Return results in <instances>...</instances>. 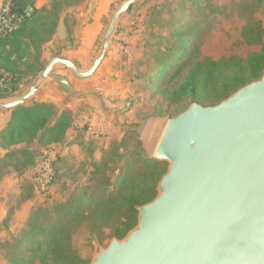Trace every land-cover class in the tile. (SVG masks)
<instances>
[{"label": "trees", "instance_id": "trees-1", "mask_svg": "<svg viewBox=\"0 0 264 264\" xmlns=\"http://www.w3.org/2000/svg\"><path fill=\"white\" fill-rule=\"evenodd\" d=\"M48 1L50 7H35L34 0L24 5L13 0L19 11L27 5L33 6L34 10L16 30L0 37V69L9 74V82L0 85V98L13 96L24 78H34L44 68L40 59L41 45L55 32L56 8L60 4L58 0ZM207 1L178 2L185 12L195 7L197 15L204 16L197 23H193L192 18L181 21L175 15L176 10L154 13L157 21L168 23V38L163 41L169 45L159 46L153 53L151 65L143 75L146 87L166 76L178 80L180 74L187 70L177 86L160 92L166 106L159 108V115L170 116L171 107L186 98L190 102L213 105L240 86L257 79L264 69V25L254 16L262 7L263 0H255L239 10L241 18L252 17L247 18V25L241 32L248 48L244 57L230 55L222 60L198 59L192 38L203 31L204 22L210 23L209 16L216 9L205 13L201 6ZM47 14L51 17L48 30L47 24L42 22ZM158 14L162 16L158 18ZM195 57L197 59L191 64ZM31 83L32 80H28L26 85ZM54 113V107L42 102H34L30 106L20 104L11 109V119L0 131V147L4 150L0 156V182L10 169L20 178L25 170L35 167L39 155L62 144L72 123L71 112L64 109L58 115L54 116ZM127 142L128 138L114 140L102 150L101 158H92L83 170L84 182L76 185L66 198L43 195L50 201L33 206L19 230L0 241L3 255L0 264H89L72 246L73 234L83 225L88 226L91 237L99 243L109 226L115 227L110 238H122L136 223V206L156 195L157 182L167 166L166 162L145 153L139 143L129 148ZM88 153L91 157L92 152ZM63 161L64 157L59 154L48 161L51 169L49 185L58 178ZM30 187L31 192L21 197V201L36 194L33 191L38 187L35 179Z\"/></svg>", "mask_w": 264, "mask_h": 264}, {"label": "water", "instance_id": "water-1", "mask_svg": "<svg viewBox=\"0 0 264 264\" xmlns=\"http://www.w3.org/2000/svg\"><path fill=\"white\" fill-rule=\"evenodd\" d=\"M135 1L124 0L112 14L86 70L54 56L39 78L56 64L76 78L89 77L117 19ZM36 87L0 107L22 104ZM152 158L167 163L156 195L136 206V223L122 238L105 247L92 238L89 264H264V69L219 102L192 101L168 118Z\"/></svg>", "mask_w": 264, "mask_h": 264}, {"label": "rangeland", "instance_id": "rangeland-1", "mask_svg": "<svg viewBox=\"0 0 264 264\" xmlns=\"http://www.w3.org/2000/svg\"><path fill=\"white\" fill-rule=\"evenodd\" d=\"M58 1L60 4L56 8L58 20L55 32L50 40L43 42L41 45V56L45 54V57L48 58L50 55H61L63 51H67V53L71 51L70 56L72 58L65 59L73 62L80 71H84L97 56L110 18L124 0H111L105 7H101L100 0ZM254 1L208 0V3L201 6L205 13L209 12V9H216L209 16L208 21L210 23L205 24L204 22L202 26L203 31L197 33L192 38L198 59L210 57L214 60H222L230 55L242 57L246 55L248 48L241 36V32L244 26L247 25V18L252 19V17L247 16L246 19L241 18L239 16V10H241L242 6L252 4ZM178 2L179 0H137L129 11L117 19L114 25V32L110 35L108 41L117 43L121 52L120 57H123L124 61L128 60L130 62L128 63L127 72L120 73L119 87L123 92L124 90H129L127 92L128 97L125 100L130 103L132 111L127 116L124 115L127 106H123V101L121 116L124 117L120 121H116L114 128L103 129L100 125L94 127L91 124V119L88 116L84 117L80 112V109H82V92L89 86H92L88 82L97 74L101 65L89 77L83 79L76 78L70 70L65 69L62 65L55 67V70L59 68L60 72L55 76L57 78H64L70 85L69 88L71 90L69 91L68 88L59 84V87L62 90L65 89L64 91L67 93L66 100L70 103L73 101L77 106L75 107V111L71 112L73 119L72 130L80 132L86 131V134L78 133L77 138H82L80 142H87V151L89 152L98 148L99 158H101L102 150L104 149L100 142H104L106 140L105 138L110 136L112 138H119L114 140L128 138L127 144L129 148L139 143L145 153L152 156L167 119L177 115L190 102L189 98L182 99L178 104L171 107L168 112L170 116L167 114L159 115V108L166 106L160 92L164 88L171 89L177 86L187 74V70L180 74L178 80H172L169 76H166L163 80L148 85V87H146L147 84L143 81L144 72L147 66L151 65L155 50L159 46L164 47L165 45H169L163 41L164 38H168V23L160 20L157 21L155 19L156 14L154 13H157L159 10L162 14L169 10H176L175 15L181 18V21L192 18L193 23H197L204 18L202 15H197L198 11L194 10L195 7L192 11L188 10L190 13L188 11L185 12L183 5H178ZM42 6L50 7L49 1L45 0L39 7ZM262 8L263 5L255 12L254 16L255 18L261 19L264 25ZM97 9L104 11L100 15L101 30L95 40L96 48L87 51L79 47L77 37L81 27L92 21L93 14ZM160 16L162 15L158 14V18ZM42 22L47 24L46 28L48 30L49 24L51 23L50 15L47 14L42 19ZM70 29L71 35H69ZM58 57L64 58L63 56ZM196 59L197 57L192 60L191 64ZM45 61L42 62L44 63ZM34 79L41 81L39 74L36 78H24L20 85L22 91L9 100L17 99L21 94H24L29 87L26 85L27 81H35ZM107 84L111 87L113 85L112 82L104 83V85ZM155 90L156 93L154 94ZM35 96L36 93L30 99L35 98ZM64 103H59V108L54 106V109L59 111L60 108H63ZM155 104L159 105V107H156ZM114 140H110L106 147ZM57 151L58 147H54L44 152L43 155H39L35 167L25 170L20 178L11 169L6 174L8 177L13 174L14 178L17 177L18 179H11L9 181L10 185L5 183L6 185L4 187H0V241L6 240L10 233H16L19 230L25 222L29 210L33 206L47 203L50 201V198L64 199L76 185L84 182L83 170L87 168L88 162L91 159L87 158V151H81L79 149L78 151L69 153L60 152L61 154L69 155H65L66 158L64 157V161L60 163L58 178L52 184H48L50 177L46 174L44 166L56 154H59ZM76 178H78L77 181ZM34 179L36 185L38 184L37 188H33L36 194L31 199L21 201V197L31 192L30 185ZM43 195H48L50 198H45ZM114 228V226H109L105 229L104 234L100 238L102 247L107 245L111 237V231ZM91 238V233L87 225L78 228L72 236V246L89 262L93 254ZM2 257V251L0 250V259Z\"/></svg>", "mask_w": 264, "mask_h": 264}, {"label": "crops", "instance_id": "crops-1", "mask_svg": "<svg viewBox=\"0 0 264 264\" xmlns=\"http://www.w3.org/2000/svg\"><path fill=\"white\" fill-rule=\"evenodd\" d=\"M3 1L4 0H0V6L3 3ZM14 1L16 2V4L18 3L20 5H24L29 0H14ZM100 1H101L100 2L101 7H105V5H107L111 0H100ZM44 2L45 0H34V6L39 7L40 4ZM103 12L104 11L97 9V11L93 14L92 21L88 23L87 25L81 27L78 37H77L79 40L80 48H83L87 51H90L96 48L95 40L101 30L100 15ZM119 32H121V30H119ZM70 53L71 51H69L68 53L67 51H63L61 55L59 54L50 55L48 58H46L45 54H43L40 59L41 61L46 60L44 62V66H45L46 63L49 61V59L54 56H57V57L63 56L64 58L71 59L72 57L70 56L71 55ZM120 53L121 52H120V49L118 48V44L111 43V41H108V46L105 51L104 58L99 64L101 65V68L97 71V74L88 82L92 86H89L87 89H85L82 92L83 93L82 94V109H80V112L84 115V117L88 116L89 119H91V124L94 127H96V125H100V127H102L103 129H108L112 127L114 128L116 121L118 120L120 121L124 117V116L123 117L121 116V110L123 109L122 108L123 101H124L123 106L124 107L127 106V108H125L126 112H124V115L127 116L132 111V107L130 103L125 100L128 97L127 92H129V90H124L123 92L121 88L119 87L120 73L127 72L128 63L130 62L128 60L124 61L123 57L122 58L120 57ZM58 65L59 64H56L53 66L50 75L45 80L39 81L38 79L37 80L34 79L35 81H32L33 83H31L29 87L32 84L37 83V87L34 92L36 93V96L35 98H31V99L29 97L22 104L30 106L34 102H42V103L49 104L52 107L55 106L56 108H59L58 104L65 102L63 108H60L59 111L57 109L55 110L54 116L58 115L64 109H68L70 112L75 111V107L77 106L75 105V103H73V101L70 103L66 100L67 93L66 91H64L65 89L62 90L59 87V84H61L59 82L60 78H57L55 76L57 75V73H60L59 68L55 70L56 69L55 67H59ZM121 68L123 71L121 70ZM107 82H112L113 83L112 87L108 85L109 83L107 85H104V83H107ZM65 87L68 88L69 91L71 90L69 88L70 85L65 86ZM20 89L11 97L0 98V103L11 101L9 100L10 98L15 97L18 93L22 91V89L21 90ZM27 90L28 89H26V91ZM11 109L12 108L6 109V108L0 107V131L4 129L5 126L9 123L11 119ZM71 117H72V114H71ZM71 122H72L71 126L66 130L64 140L62 144L58 146V151H57L60 156H63L65 158L69 154H61L62 152L69 153L72 151H78L79 149H81V151H87V142H80L82 138H77L78 133L86 134V131L84 132L73 131L72 130L73 119ZM105 139L106 140L104 142H100L103 148H106L110 140L119 139V138H112L110 136L108 138L106 137ZM97 149L98 148L93 150L91 153L92 154L91 157H87V158L88 159H92V158L98 159L100 154L98 155ZM3 153H4V150L0 147V156ZM88 154L89 153L87 151V156ZM11 179L17 180L18 178L17 177L14 178L13 174H11V176L9 177L8 175H6L0 182V187L1 188L4 187L6 185L5 183H8L10 185L9 181Z\"/></svg>", "mask_w": 264, "mask_h": 264}, {"label": "built area", "instance_id": "built-area-1", "mask_svg": "<svg viewBox=\"0 0 264 264\" xmlns=\"http://www.w3.org/2000/svg\"><path fill=\"white\" fill-rule=\"evenodd\" d=\"M34 10L33 6L27 5L21 11L17 10L13 0H4L0 6V37L8 35L16 30L22 22L31 16ZM9 82V74L0 69V85ZM45 172L50 175L51 169L48 163L45 164Z\"/></svg>", "mask_w": 264, "mask_h": 264}]
</instances>
